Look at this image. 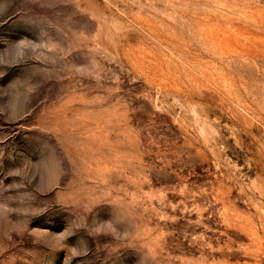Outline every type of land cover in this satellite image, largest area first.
Wrapping results in <instances>:
<instances>
[{
    "label": "rangeland",
    "instance_id": "rangeland-1",
    "mask_svg": "<svg viewBox=\"0 0 264 264\" xmlns=\"http://www.w3.org/2000/svg\"><path fill=\"white\" fill-rule=\"evenodd\" d=\"M0 264H264V0H0Z\"/></svg>",
    "mask_w": 264,
    "mask_h": 264
}]
</instances>
